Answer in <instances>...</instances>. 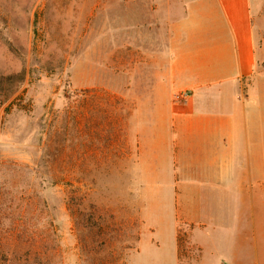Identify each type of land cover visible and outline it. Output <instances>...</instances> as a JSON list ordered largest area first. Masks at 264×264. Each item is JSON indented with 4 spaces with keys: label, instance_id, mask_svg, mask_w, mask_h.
<instances>
[{
    "label": "rangeland",
    "instance_id": "1",
    "mask_svg": "<svg viewBox=\"0 0 264 264\" xmlns=\"http://www.w3.org/2000/svg\"><path fill=\"white\" fill-rule=\"evenodd\" d=\"M186 1L0 0V264H264V193L250 248L226 250L234 202L177 200L153 143L185 96L166 72Z\"/></svg>",
    "mask_w": 264,
    "mask_h": 264
},
{
    "label": "crops",
    "instance_id": "2",
    "mask_svg": "<svg viewBox=\"0 0 264 264\" xmlns=\"http://www.w3.org/2000/svg\"><path fill=\"white\" fill-rule=\"evenodd\" d=\"M171 30L166 87L185 96L161 116L153 143L170 151L177 200L234 202V229L219 242L248 250L250 202L264 193V43L250 0H187ZM217 211H204L213 224L226 216ZM199 215L197 203L185 214Z\"/></svg>",
    "mask_w": 264,
    "mask_h": 264
},
{
    "label": "trees",
    "instance_id": "3",
    "mask_svg": "<svg viewBox=\"0 0 264 264\" xmlns=\"http://www.w3.org/2000/svg\"><path fill=\"white\" fill-rule=\"evenodd\" d=\"M8 78H10V77H7L6 79H8ZM85 93V92H84ZM85 97V96H84ZM41 259V263L40 264H50V260L48 261V259H47V257H45L44 256V254H43V256H41L40 258H39V260Z\"/></svg>",
    "mask_w": 264,
    "mask_h": 264
}]
</instances>
